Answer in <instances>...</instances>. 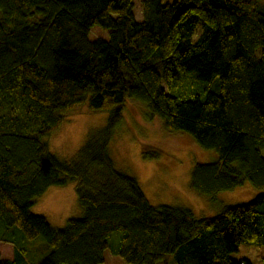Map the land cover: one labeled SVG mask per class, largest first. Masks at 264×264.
I'll use <instances>...</instances> for the list:
<instances>
[{"label":"trees","instance_id":"16d2710c","mask_svg":"<svg viewBox=\"0 0 264 264\" xmlns=\"http://www.w3.org/2000/svg\"><path fill=\"white\" fill-rule=\"evenodd\" d=\"M132 7L133 0H0V231L18 237H0L12 246L0 264H104L114 233L121 237L113 253L125 264L168 255L175 264H250L230 254L264 245V193L196 219L182 207L149 205L107 151L133 99L166 132L215 152L192 166L196 195L245 183L263 191L264 0H142L139 23ZM95 26L107 38L88 40ZM188 73L202 83L216 78L218 91L183 92ZM84 104L106 113L105 125L60 161L45 139ZM69 184L79 218L54 229L30 212L48 188Z\"/></svg>","mask_w":264,"mask_h":264},{"label":"rangeland","instance_id":"374dc122","mask_svg":"<svg viewBox=\"0 0 264 264\" xmlns=\"http://www.w3.org/2000/svg\"><path fill=\"white\" fill-rule=\"evenodd\" d=\"M164 2L170 3L172 0ZM132 15L136 22L142 21V0H133ZM87 38L105 39L107 32L95 26L89 30ZM186 80L187 86L182 88L183 92L189 90L203 95L208 91H218L216 78L209 83H202L188 73ZM105 121L106 113L91 112L86 104L74 108L63 116L57 130L45 139L49 152L56 159L69 162L84 144L87 135L101 129ZM31 127L33 126L28 125L26 129ZM142 148L154 156L144 157ZM107 151L113 168L135 180L149 205L182 207L190 210L196 219L213 217L223 207L246 203L264 193V190L258 191L245 183L233 191L220 192L211 198L196 195L188 185L192 166L196 162L207 163L215 160V152L199 147L185 135L166 132L160 120L149 117L143 105L133 99H126L122 119L114 131ZM30 212L43 216L54 229L63 228L67 219L79 218L82 213L77 205L75 184L48 188L34 201ZM16 231L10 230L5 234L0 231V237L7 240L11 238L17 243ZM120 237L119 233L110 235L108 241L111 249L104 252V264H125L112 250ZM34 244L37 253L44 256V241L38 237ZM263 256L264 245L253 244H242L236 252L230 254L233 260L245 259L250 264H261ZM11 258L12 246L0 242V259ZM159 264H175V261L172 255H168Z\"/></svg>","mask_w":264,"mask_h":264}]
</instances>
